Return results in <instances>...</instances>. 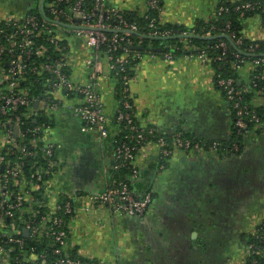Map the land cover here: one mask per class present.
Listing matches in <instances>:
<instances>
[{"label":"built area","instance_id":"2783aa9c","mask_svg":"<svg viewBox=\"0 0 264 264\" xmlns=\"http://www.w3.org/2000/svg\"><path fill=\"white\" fill-rule=\"evenodd\" d=\"M90 1L92 5L87 0H37L36 8L0 17V264H106L75 256L69 250V219L81 211L92 213L98 207L115 215L139 217L153 201L151 193L137 197L127 183L114 180L107 182L103 190L83 197L80 207L71 198H57L52 205L46 204L51 197L49 183L62 167L58 145L51 139L54 112L66 109L83 122L85 132L97 133L101 138H107L114 127L113 168H132L133 177L138 174L136 160L148 147L157 153L161 170L176 153L218 156L224 151L240 150L236 144L228 148L221 141L187 137L182 130L163 134L155 126L137 120L131 91L136 71L146 61L163 56L167 63H173L181 56L172 51L143 49L146 37L172 35L170 30L160 32L159 25L165 22L162 18L156 22L149 14L152 10L163 11L164 0H145V10L140 13L149 20L150 30L145 35L136 22L126 19V12L110 7L108 0ZM235 9L264 13V2H246ZM229 11L230 7L219 5L215 13ZM229 27L227 23L218 35L221 39L216 48L224 51L222 55L210 57L205 50L195 53L197 48L190 41L193 36L187 32L180 36L176 50L187 51L185 59H195L216 73L213 62L223 61L227 49L222 38L235 39ZM204 37L211 39L212 33L208 31ZM74 39L80 41L83 68L72 50ZM241 43L239 38L235 46ZM256 47H250L247 55H252ZM237 52L234 68L239 73L249 68L246 90L239 89L231 77L218 78L217 84L226 93L236 114L235 126L245 137L264 125V118L245 103L244 93L258 86L256 80H264V56L247 61L241 51ZM109 79L117 84L116 95L117 91L121 94L113 119L105 113L101 94L103 83ZM260 93L264 95V88ZM263 95L255 106L264 105ZM121 134L124 140L120 142ZM164 135H170L171 141ZM248 238L242 264H264V215Z\"/></svg>","mask_w":264,"mask_h":264},{"label":"crops","instance_id":"0c3cea01","mask_svg":"<svg viewBox=\"0 0 264 264\" xmlns=\"http://www.w3.org/2000/svg\"><path fill=\"white\" fill-rule=\"evenodd\" d=\"M33 0H0V17L22 14ZM223 0H164L162 20L194 31L209 22ZM110 7L142 13L145 0H108ZM248 39L264 42L260 15L242 17ZM194 35L193 33H190ZM80 41L72 50L80 60ZM187 52V51H186ZM182 54L173 63L163 56L142 63L131 85L137 120L163 134L183 130L205 141L229 142L233 129L231 104L215 82L212 67ZM248 83L249 68L240 72ZM117 84L101 88L105 113L118 109ZM259 101V99H255ZM53 139L62 162L49 183L45 203L81 199L114 181V127L107 138L85 132L83 122L66 109L51 114ZM241 152L176 153L164 170L150 147L136 160L138 174L130 178L137 197L151 193L153 201L139 217L112 214L107 208L78 212L69 219L68 248L75 255L106 264H241L246 229L264 215V125L243 138ZM48 192V191H47ZM255 226V225H254Z\"/></svg>","mask_w":264,"mask_h":264},{"label":"trees","instance_id":"16d2710c","mask_svg":"<svg viewBox=\"0 0 264 264\" xmlns=\"http://www.w3.org/2000/svg\"><path fill=\"white\" fill-rule=\"evenodd\" d=\"M37 2V0H35ZM236 2L233 3V0H223L220 4V6H227L230 7V11L229 12H224L222 14H217L215 13L213 18L209 21V22H204V21H198L196 27L194 28V31L191 29H187V27L184 26H175L171 23H164L163 25H159V29L160 32L162 31H171L172 35L168 36L166 38H150V37H146L143 39V49L147 50H152L158 53H166V52H174L176 55H182L184 53H187L185 50L181 49L176 50V47L180 45V36L184 33H193L194 35H192L193 37L190 38V41L192 42V44L197 48L194 52L197 53V50H205L207 51L208 55L210 57H216L219 55L223 54V50L221 48H216V45L220 42L219 40L221 39V37H219L218 35L221 33V31L226 28V24H229V28L228 30L231 33L235 34V39L233 40H229L226 37H223V41L226 42L227 44V49L225 51V55H224V60L219 62H213V66L216 70V78H215V82L217 84V80L218 78H234L235 81L237 82V87L239 89L242 90H246V86L248 83H245L244 81H242V77L240 76V73L237 72V70L234 68V65H236L238 63V59L235 57V55L238 53L237 49L239 51H241L242 57L246 56L248 58L247 61H253L255 59H259L262 58L264 56V42L261 41H254L251 39H248L244 36L243 32H242V25H241V18L242 17H247V16H251V15H260L263 20H264V13L261 12L260 10L258 11H244L243 9L240 10H236L235 7L237 5H241L243 3L246 2H260L263 3L264 0H235ZM87 3L89 5H92V1L87 0ZM161 5L164 6V2H161ZM165 10V9H164ZM163 11H157V10H152L149 12L150 17L156 19V22L160 20V18L163 15ZM125 17L128 21L130 22H136L140 28V31L142 32V34H148L149 33V20L143 18L140 16L139 13H125ZM213 29V30H211ZM210 31L212 33V38L211 39H206L204 36L205 34ZM147 36V35H146ZM135 40H137L136 36L134 37ZM239 38H242V43L240 45L235 46V41ZM255 47L254 49V53H252V55H247L248 49L250 47ZM236 47V48H235ZM158 49H160V51H158ZM144 50V51H145ZM250 54V53H249ZM245 66V65H242ZM263 66L261 65V67H257V72H260L261 68ZM250 78V76H249ZM256 82L258 83V86L249 90V91H244L245 93V103L248 104L250 106L251 109H255L257 111V113L264 118V105L263 106H255V99H260L262 95H260L261 91H263L264 88V80L259 81L256 80ZM218 86V84H217ZM120 87V86H119ZM118 87V88H119ZM250 88V87H249ZM117 98H120L121 94L119 93L120 91H117ZM225 96L226 93L224 92ZM264 96V95H263ZM227 98V96H226ZM231 111H232V117H233V129H232V133H231V140L229 142H222L224 147H232L233 144L239 145L240 150L239 152H235V153H240L241 152V145L243 142V138H244V134H242L241 132L238 131L237 127L235 126V111L233 110V108L231 107ZM183 131V130H182ZM185 134V136L187 137H191L188 134H186L185 132H183ZM124 134L119 135L118 137V141H123ZM164 137H166V139L170 142L171 141V136L170 135H164ZM193 139L196 140H200L194 137H191ZM201 141H205V140H201ZM167 164V162H166ZM115 173L117 174L115 176V181H123L125 183H127L130 187H131V183L132 181L130 180V178H132V168H121V169H117L115 170ZM132 188V187H131ZM249 239V238H248ZM249 241H253V237L250 236ZM245 259H243L241 261V263H244Z\"/></svg>","mask_w":264,"mask_h":264},{"label":"rangeland","instance_id":"374dc122","mask_svg":"<svg viewBox=\"0 0 264 264\" xmlns=\"http://www.w3.org/2000/svg\"><path fill=\"white\" fill-rule=\"evenodd\" d=\"M38 6V2H36L35 0L32 1L31 5L28 6V9H32V8H36ZM214 75H216V73L214 72ZM216 77V76H215ZM261 218V214H259L257 216V218L255 220H253V223L246 229L247 233L250 232L253 228L254 225L256 224V222ZM241 263V262H240ZM242 264V263H241Z\"/></svg>","mask_w":264,"mask_h":264},{"label":"water","instance_id":"95a60500","mask_svg":"<svg viewBox=\"0 0 264 264\" xmlns=\"http://www.w3.org/2000/svg\"><path fill=\"white\" fill-rule=\"evenodd\" d=\"M134 49H137V50H141L142 49V47L141 46H135V47H133ZM158 51H160V49H158Z\"/></svg>","mask_w":264,"mask_h":264}]
</instances>
